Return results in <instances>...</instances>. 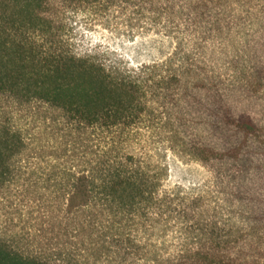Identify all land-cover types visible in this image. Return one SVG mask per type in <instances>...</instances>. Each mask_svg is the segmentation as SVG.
Segmentation results:
<instances>
[{
  "label": "trees",
  "instance_id": "16d2710c",
  "mask_svg": "<svg viewBox=\"0 0 264 264\" xmlns=\"http://www.w3.org/2000/svg\"><path fill=\"white\" fill-rule=\"evenodd\" d=\"M79 16L177 47L113 70L71 43ZM160 66L174 68H149ZM0 95L59 115L42 132L49 151L34 152L13 116L0 122V183L33 170L54 245L40 259L0 244V264H264V0H0ZM153 102L215 174L228 221L137 151ZM171 231L198 242L161 258Z\"/></svg>",
  "mask_w": 264,
  "mask_h": 264
},
{
  "label": "rangeland",
  "instance_id": "374dc122",
  "mask_svg": "<svg viewBox=\"0 0 264 264\" xmlns=\"http://www.w3.org/2000/svg\"><path fill=\"white\" fill-rule=\"evenodd\" d=\"M138 35V34H136ZM131 34L127 23L119 24L115 20L110 23H90L79 16L74 22L73 31L70 33L71 43L77 47L92 50L99 58L113 70H129L139 72L141 66L157 62L161 58L172 55L177 43L170 41H155L139 43L130 41ZM175 41V40H174ZM150 61V62H149ZM151 71L159 74L174 67H149ZM14 117L17 127L28 134L31 147L34 152L42 149L49 151L48 139L42 132L48 128L51 132L56 127L54 119L59 117L58 113L47 110L45 107H30L18 103L5 95H0V122ZM149 120L138 129V135L144 146H137L139 153L150 152L157 161L162 162L168 168V183L170 187H180L184 193L190 196L207 195L213 199L216 206L221 209L222 218L228 221L232 213L221 203L217 192L215 174L201 162L192 151L188 150L184 138L159 104L153 102L146 113ZM54 136L57 138L56 129ZM35 140V142L33 141ZM59 141H61L59 139ZM42 150V151H43ZM48 153V152H47ZM44 159L41 165H45ZM24 172V170H22ZM33 170L20 174L10 181L0 183V244L27 256L40 259L53 257L54 245L46 234L43 226V212L39 210L40 190L34 185L37 177L30 179L29 174ZM39 174V171H37ZM40 192V193H39ZM44 227H49L44 225ZM241 231H247L248 227L237 224ZM176 240L174 232H169L166 239L168 252H162L161 258L168 257L183 250L184 247L193 248L198 240ZM195 244V245H194ZM159 245V244H158ZM84 258L73 261L72 264H92ZM148 260L144 264H155ZM104 264H117L115 261Z\"/></svg>",
  "mask_w": 264,
  "mask_h": 264
}]
</instances>
